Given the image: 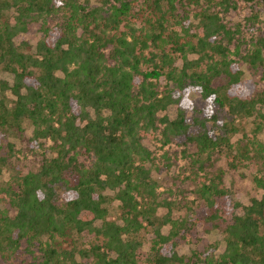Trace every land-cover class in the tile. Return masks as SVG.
I'll return each instance as SVG.
<instances>
[{"label": "trees", "instance_id": "trees-1", "mask_svg": "<svg viewBox=\"0 0 264 264\" xmlns=\"http://www.w3.org/2000/svg\"><path fill=\"white\" fill-rule=\"evenodd\" d=\"M242 1L0 0V68L13 74L0 98V173L12 172L0 187L6 262L25 242L32 264H264V87L241 67L264 73V36L243 49L247 35L227 19ZM34 24L36 49L17 44ZM189 90L205 105L191 107ZM170 106L174 117L160 114ZM13 134L18 150L2 142ZM145 140L184 145L204 211L159 194L157 154ZM47 141L53 154L36 170L13 164ZM223 159L246 168L262 195L235 200ZM115 201L117 220L109 219ZM200 223L222 232V252L218 243L177 250Z\"/></svg>", "mask_w": 264, "mask_h": 264}, {"label": "rangeland", "instance_id": "rangeland-1", "mask_svg": "<svg viewBox=\"0 0 264 264\" xmlns=\"http://www.w3.org/2000/svg\"><path fill=\"white\" fill-rule=\"evenodd\" d=\"M258 1V2H257ZM256 2L250 1H242V8L237 10H233L230 14H228L227 19L232 23L231 25L239 24L242 30H244L247 35V44L243 45V49L249 48L250 38L256 40L260 36H264V0H257ZM250 4H253V8L250 7ZM256 15V16H255ZM256 27V32L251 33L249 30L251 27ZM42 33L39 31V26L34 24L30 27L27 32L20 33L15 41L17 44L29 43L33 49H36V45L40 40ZM146 54H150V50L146 51ZM196 57L197 55H193ZM191 56V57H193ZM180 63V60H178ZM241 67L243 68L246 79H253L257 82L258 88L264 87V73L258 71L251 70L249 66L245 63H241ZM2 81H13V74L4 71L0 68V98L4 95L1 91V82ZM164 81V80H163ZM164 84V83H163ZM6 98L10 105L14 104L15 97L10 93L9 90L5 92ZM186 97L189 101L191 107L199 106L202 107L205 105V102L201 98V94L196 90H189L186 94ZM160 114H169L171 117L176 115V107L170 106L167 110L163 111ZM255 118L250 117L246 120L242 121V125H244L248 130H250L254 125ZM25 132L27 135L32 134V126L29 125L28 122L24 123ZM241 137V134H238L234 137V140ZM260 140L264 142V128L262 132L259 134ZM8 140L16 143V149L21 148L23 144L20 142L19 138L16 135H11L9 138H3V144L8 142ZM145 144L148 145L154 152L157 154L155 165L156 169H154L153 176L158 180V191L162 196L173 197L179 199L180 202L187 207H192L195 210L204 211V204L200 199L195 197V194L192 192L193 185L191 184L192 175L189 173L190 168L188 163V157H184L182 155L183 146L179 143H173L171 146H162L160 141H149L145 140ZM26 157L17 152L16 156L13 159V164H19L24 170H36L42 160L44 155L50 156L53 154L52 148L50 147V142L47 141L46 144L42 147L36 148L34 151H26ZM18 156L19 159L18 160ZM171 156V165L168 166L166 157ZM218 166H221L225 171L224 176V185L229 188L234 196L235 200H239L243 204H248L253 197H259L262 195V190L258 189L249 174V171L246 168H239L236 170L230 169L225 162V160H221L218 163ZM12 172L8 168H3L0 173V187L6 185V182L10 179ZM185 193L182 195V191ZM5 196L4 194H0V197ZM9 207V202L5 197L0 201V209H5ZM191 208V209H192ZM189 209V210H191ZM163 210V209H161ZM162 212V211H160ZM12 213V211H11ZM120 215V208L118 207V202L115 201L110 206L109 219H118ZM164 231H167V228H164ZM142 236L147 242H150L153 238V232L150 228H146L142 231ZM218 243V252H222L224 250V240L223 234L220 230H211L207 231L206 225L200 223L195 229L191 232L190 236L184 240L180 241L176 246L177 250L181 254H189L193 248L195 247H204L208 244ZM27 244L24 242L20 247V251L17 253V256L13 257L12 260L6 262L5 258L0 255V264H32L33 257L32 255L24 250ZM148 244L146 245V247ZM88 264H93L91 260L87 261Z\"/></svg>", "mask_w": 264, "mask_h": 264}]
</instances>
